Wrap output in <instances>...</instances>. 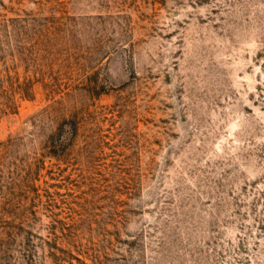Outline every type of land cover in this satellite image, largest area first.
<instances>
[{
    "label": "rangeland",
    "instance_id": "rangeland-1",
    "mask_svg": "<svg viewBox=\"0 0 264 264\" xmlns=\"http://www.w3.org/2000/svg\"><path fill=\"white\" fill-rule=\"evenodd\" d=\"M0 264H264V0H0Z\"/></svg>",
    "mask_w": 264,
    "mask_h": 264
}]
</instances>
